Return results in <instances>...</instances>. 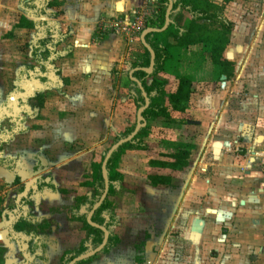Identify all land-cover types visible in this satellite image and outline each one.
Returning <instances> with one entry per match:
<instances>
[{
  "label": "crops",
  "instance_id": "1",
  "mask_svg": "<svg viewBox=\"0 0 264 264\" xmlns=\"http://www.w3.org/2000/svg\"><path fill=\"white\" fill-rule=\"evenodd\" d=\"M60 2L51 18H36L46 37L52 34L56 41L50 53H43L49 55L45 61L52 62L59 77L67 81L64 100L52 90L47 93L48 101H63L59 103L62 112L83 110L88 119L92 115L89 128L79 123L77 132L82 139L89 130L99 134L102 121L109 131L111 117H118L122 109L113 97L130 92L124 81L129 79L131 66L144 57V49L143 53L136 50L143 48L141 36L100 38L97 27L125 20L146 3ZM258 2L261 10L255 12L251 6ZM225 5L231 7L229 21L234 24L233 30L227 24L232 32L224 53L234 64L233 77L210 84L197 82L186 111L194 120L183 130L185 146L193 149L191 160L196 149L195 159L183 170L185 264L189 260L196 264H264V0H232ZM117 80L124 81L115 91Z\"/></svg>",
  "mask_w": 264,
  "mask_h": 264
},
{
  "label": "rangeland",
  "instance_id": "2",
  "mask_svg": "<svg viewBox=\"0 0 264 264\" xmlns=\"http://www.w3.org/2000/svg\"><path fill=\"white\" fill-rule=\"evenodd\" d=\"M48 1L36 3L40 7L44 6L48 13H57L60 7L58 5L62 3H59V0ZM210 1L215 6L213 13L218 18L202 21L199 24L204 22L209 31L220 32L223 31L224 26L230 24L233 30L234 24L229 21V9L231 7L225 5L226 0ZM23 3L24 0H0V109L5 104L10 103L9 96L17 89L15 84L19 80V76L28 75L40 68L31 57L32 47L46 32L39 25H34L33 29L18 28L22 17L39 24L34 14L26 10L27 8L25 10L22 8ZM49 3L52 5L47 7ZM159 4L161 5V2L158 3V7ZM255 4L251 8L258 12L261 10L260 4L259 2ZM239 10L244 12L246 9L239 4ZM191 21L192 19L188 14H182L176 24L183 29ZM241 27L244 28L245 26ZM168 42L172 46V59L161 75V78L167 80L166 90L168 93L176 89L178 80L183 76L190 77L199 84H210L212 80H216V82L221 80L220 76L223 70L212 64L209 46L182 47L177 44L176 38H168ZM136 50L143 53L142 46H138ZM48 56V54H42L44 60H47ZM53 79L58 80L57 84L60 89L51 86V89L54 90L52 94L56 98L64 100L67 94V91L64 90L67 87V81L59 77V72L55 73ZM123 81L117 80L113 90L117 91ZM130 82L131 78L125 79L124 85ZM121 92V94L113 97L116 104L122 109L118 117H111L113 124L108 128L109 131H106L105 123L102 121L99 134L89 130L81 139L77 132V129L80 128L79 123L83 125V128H89L87 126L91 123L92 115L88 119L83 115L85 112L83 110L79 112L69 111L70 113L59 111L61 108L59 103L63 101L60 100L57 103V101L52 100L49 103L48 94H37V91H34L37 95L30 98L32 100L29 101L27 108L31 110L33 116L36 113L38 116L29 118L23 125L21 134L15 136L12 143L7 147V151L12 152V156H21L23 163L27 165H29L30 157L36 155L43 147L44 155L52 164L57 163V166H61L51 174L55 175L59 187L65 189H58V198L44 203L41 213L47 215L58 213L55 217L62 221V225L66 227L64 230L71 234L68 236L70 241L79 242L83 237V234H80L81 237L78 236L81 225L75 223L77 219L73 215V202L75 198H79L90 190L85 186L91 182L93 165L100 163L103 154L115 144L118 136L123 135L136 123L138 109L134 104V98L129 91ZM133 92L137 94L136 89H133ZM161 103L171 113V119L160 118L153 122L147 131L144 142L152 152L158 155V159L170 161L168 156L175 154L179 147L185 146L182 133L187 122L194 120V117L187 113L173 112L167 98ZM2 125L4 128H12L9 121ZM195 151L194 148L192 160L195 159ZM152 159L145 152L126 149L118 157L112 169V174L123 177L121 179L122 187L114 185L108 205V208L121 221V224L114 228V232L125 243L124 253L116 252L110 259L118 262V264L122 263L119 261L122 259L125 263L127 261V264H132L131 261L134 256L132 247L134 245L131 244L142 243L147 239L162 243L160 245L161 252L151 256L156 259V264H185L183 263L186 258L185 228L183 229V185L186 177L183 175V170L177 172L164 170V174L173 177V185L152 188L147 179V173L151 170L150 161ZM63 164L65 166H62ZM1 178L6 179L3 176H0ZM8 190L7 184L0 180L1 213L7 204L12 205L13 202L14 194ZM166 228L168 231L165 234ZM164 236L165 239H163ZM192 252L193 250H191ZM129 256L130 258H128ZM189 257H191L190 253ZM100 261L103 259L98 262ZM188 264H196V262L189 260Z\"/></svg>",
  "mask_w": 264,
  "mask_h": 264
},
{
  "label": "flooded vegetation",
  "instance_id": "3",
  "mask_svg": "<svg viewBox=\"0 0 264 264\" xmlns=\"http://www.w3.org/2000/svg\"><path fill=\"white\" fill-rule=\"evenodd\" d=\"M41 1L48 0H35L32 4H35L36 8L40 11H44L46 16L37 18L34 11L25 8V0L22 8L34 14L37 19L51 18L52 14L48 13L44 9V6L40 7L37 5ZM49 5L51 4L49 3L47 7ZM46 38L44 34L34 46ZM39 66L40 68L35 69L34 72L19 76V80L15 84L17 89L9 96L10 103L5 104L0 109V175L4 177L1 174L3 172L8 176L6 179L1 178L0 180L4 181L9 188L8 191L14 194L12 205L7 204L2 213L0 211V264H118V262L110 259L116 252L125 251V243L114 232V228L120 225L121 221L108 208V205L114 185L122 187L121 179L123 177L121 178L118 175L120 176L118 181H111L110 176L117 174H112V172L108 171L109 192L104 202L93 214L92 223L95 225L94 227L87 222V219L101 202L102 196L105 193V181L102 175L104 190L100 197L95 196V184L93 183L94 178L92 173L91 182H88L85 186L90 190L79 198H75L73 202V215L77 219L75 223L81 225V230H78V236L81 237L80 234H83V237L79 242L70 241V237L68 236L71 234L64 230L66 227L62 225V221L55 217L58 213H49L48 215L41 213L44 203L57 199L59 190L65 189L64 187H59L55 175L51 174L56 172L61 166H57V163L52 164L44 155L43 147L40 148L36 155L30 157L29 165L23 163L21 156H12V152L7 151V147L12 143L13 138L21 134L23 125L27 120L31 117H36L38 114L36 113L33 116L31 110L27 108L29 101L32 100L30 98H33L37 94H47L52 91L51 86H55L58 90L60 89L57 84L58 80L53 79L57 70L53 67L52 62ZM133 89L131 85L129 93L134 98L136 94L133 92ZM34 91H37L36 95ZM42 105L44 106L43 102ZM6 121L10 122L12 128L3 127L2 124ZM135 124H137V118ZM121 136H118L119 141L126 139L120 138ZM109 150L103 154L102 158L104 157V160L105 154ZM151 158L160 160L158 159L159 157ZM62 166H65V164ZM163 171L161 172L163 173ZM94 219H97L98 222H94ZM167 231L168 228L165 229V234ZM94 232L100 233L99 239ZM163 239H165V236ZM131 245H134L132 247V252L134 253L131 261L132 264L157 263L156 259L151 256L154 253L161 252V242L157 243L152 239H147L142 243H133ZM101 247L102 249L97 252ZM100 259H103V261L98 262ZM119 261L122 262L121 264H127V261L125 263L123 259Z\"/></svg>",
  "mask_w": 264,
  "mask_h": 264
},
{
  "label": "trees",
  "instance_id": "4",
  "mask_svg": "<svg viewBox=\"0 0 264 264\" xmlns=\"http://www.w3.org/2000/svg\"><path fill=\"white\" fill-rule=\"evenodd\" d=\"M35 0H25V8H29L35 12L37 18L41 16H46L44 11H40L36 8L35 4H32ZM174 9L171 14V25L164 33H153L146 37V42L150 48L155 52L156 60L154 72L152 75L146 74L143 69L150 67L151 54L143 46L144 57L136 64L131 66L128 76L130 78V73L134 72L133 78L142 82L143 91L140 87L132 80L130 84L134 89L137 90V94L134 96V104L137 109L145 107L144 93L149 99L150 105L148 109L143 113V117L147 123V127L142 129L137 137L133 139L132 142L127 143L119 148L118 151L114 153L110 159L107 169L111 173L114 164L118 157L126 150L130 151H140L145 152L150 157H158L157 154L150 151V148L145 144L144 140L147 137V131L151 124L156 120L162 118L169 120L171 119V113L168 109L161 103L165 98H167L169 104L172 106V111L178 114H184L189 109V104L191 102L192 96L197 92V82L190 78L183 76L178 80L176 89L173 92L168 93L166 88L168 86L167 80L161 78V75L165 72L166 65L172 59L171 44L168 42V38H176L177 44L182 47H193L196 45L209 46L210 59L214 66L221 68L223 70L222 77H226L227 80L233 77L234 74V64L227 61L224 58V53L229 45V33L230 28L227 26L223 27V31H209L206 25L199 24L202 21L216 20L218 17L213 10L215 6L209 0H174ZM232 0H226L229 3ZM52 5V4H51ZM168 8V0H161V5L156 12V14L148 20L146 24V29H162L166 22V12ZM188 13L191 16L192 21L182 28L178 27L176 24V19L184 14ZM34 23L27 20L25 17L21 18V22L18 24L20 29H33ZM56 46V41L52 34H48L46 39L38 42L36 46L32 47L31 56L33 60L39 65L43 66L47 61L43 60V53H50V49ZM127 89H131V86L124 85ZM136 128V124L130 129H128L120 138H127L131 135ZM183 136V133H182ZM119 138L116 140V143ZM192 147L182 146L179 147L175 154L168 156L170 161L161 160H151L150 165L152 170L147 174L148 181L151 186L157 188L160 186H171L172 177L163 174L162 170H170L172 172H177L179 170H184L190 166V161L192 157ZM95 164L93 166V178L95 184V196L100 197L104 190V181L102 178V164ZM120 176L111 175V181H118ZM98 222L94 219V222ZM87 225V224H86ZM88 226V225H87ZM96 237L100 238L99 232H94ZM116 243V241H115Z\"/></svg>",
  "mask_w": 264,
  "mask_h": 264
},
{
  "label": "water",
  "instance_id": "5",
  "mask_svg": "<svg viewBox=\"0 0 264 264\" xmlns=\"http://www.w3.org/2000/svg\"><path fill=\"white\" fill-rule=\"evenodd\" d=\"M174 4H175V1L174 0H168V8H167V12H166V22H165V25L162 29L158 30V29H151V28H148L146 29L142 34H141V37H140V40H141V43L142 45L150 52L151 54V63H150V67L147 68V69H143V71L148 74V75H152L153 72H154V67H155V60H156V55H155V52L152 50V48H150L146 42V37L149 35V34H153V33H164L165 31H167V29L169 28V26L171 25V14L173 12V9H174ZM133 74L134 72H131L130 73V78H132V80L140 87L141 91H143V88H142V82L138 81L137 79H134L133 78ZM225 79V77L223 78ZM144 98H145V107L141 108L138 110L137 112V124H136V128L134 130V132L129 136L127 137L126 139H121L118 143H116L115 145H113L111 147V149L109 150V152L107 154H105V160L102 164V175H103V178H104V181H105V193L103 194L102 196V199H101V202L100 204H98L95 209L93 210V212L88 216V219H87V222L94 226L95 225L92 223V217H93V214L95 213V211L101 206V204L104 202V200L106 199L107 197V194L109 192V172H108V169H107V166H108V163L110 161V159L112 158V156L114 155V153L116 151H118V149L120 147H122L123 145L127 144V143H130L133 141V139L135 137H137V135L139 134V132L142 130V129H145L147 127V123L143 117V113L148 109L149 105H150V102H149V99L147 98L146 94L144 93ZM106 243V242H105ZM104 243V245H105ZM103 245V247H104ZM150 247H151V244H150ZM102 249V247L97 251L99 252L100 250Z\"/></svg>",
  "mask_w": 264,
  "mask_h": 264
},
{
  "label": "built area",
  "instance_id": "6",
  "mask_svg": "<svg viewBox=\"0 0 264 264\" xmlns=\"http://www.w3.org/2000/svg\"><path fill=\"white\" fill-rule=\"evenodd\" d=\"M159 2L161 0H145L146 6L134 11L129 18L100 23L97 27L99 37L108 34L121 35L127 38L141 36L146 30L148 20L158 11Z\"/></svg>",
  "mask_w": 264,
  "mask_h": 264
},
{
  "label": "bare ground",
  "instance_id": "7",
  "mask_svg": "<svg viewBox=\"0 0 264 264\" xmlns=\"http://www.w3.org/2000/svg\"><path fill=\"white\" fill-rule=\"evenodd\" d=\"M1 174H3L5 178H7V175H6L5 173L2 172ZM0 176H1V175H0Z\"/></svg>",
  "mask_w": 264,
  "mask_h": 264
}]
</instances>
